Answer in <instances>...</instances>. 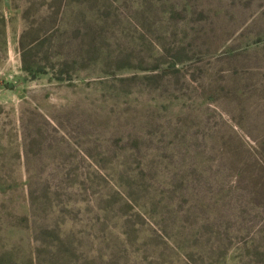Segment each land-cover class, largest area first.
Returning a JSON list of instances; mask_svg holds the SVG:
<instances>
[{
  "label": "rangeland",
  "instance_id": "rangeland-1",
  "mask_svg": "<svg viewBox=\"0 0 264 264\" xmlns=\"http://www.w3.org/2000/svg\"><path fill=\"white\" fill-rule=\"evenodd\" d=\"M213 74L251 76L258 130L264 0H0V264H264V207L241 211L209 140L257 147L203 95Z\"/></svg>",
  "mask_w": 264,
  "mask_h": 264
},
{
  "label": "trees",
  "instance_id": "trees-1",
  "mask_svg": "<svg viewBox=\"0 0 264 264\" xmlns=\"http://www.w3.org/2000/svg\"><path fill=\"white\" fill-rule=\"evenodd\" d=\"M234 45V44H233ZM251 45H245L243 47H230L223 53L220 61L226 62L228 65L234 68L239 61L245 60L250 54ZM156 69V68H155ZM158 71V70H155ZM237 77V78H236ZM151 78V77H150ZM147 80H149L147 78ZM236 81V82H235ZM251 76L241 75V76H231L225 84L222 83V79L216 77L214 74L211 77V82L206 87L208 90L203 92V95L207 99L217 98L223 104H221L222 109L226 112L229 119L238 127V129L247 135L252 142L256 144L255 159L252 160L249 156L244 155L231 145L232 142H236L242 147L240 142L236 137H226L225 135H218L213 133L210 137L209 142L212 145V154L217 162H219L220 167H227L232 177L235 179V190L237 191L236 200L238 199V205L241 211L247 206L254 207L255 209H260L264 207V122L259 123L258 130H253V117L249 113L252 109V104L249 103V96L251 94ZM228 107L227 109L225 107ZM195 120L199 121V126L202 125L203 116L197 114ZM253 133H256L254 136ZM233 144V143H232ZM243 148V147H242ZM247 153L246 150H244ZM191 154L197 158L196 163H191L187 165L188 168L192 169L191 173L197 172L200 175H204L206 170L209 168L207 164L210 162L207 160L203 153L200 151L187 150V154ZM262 162V163H259ZM141 173L149 174L152 170L151 166L146 165L145 167H138ZM144 170V172H143ZM82 173V172H81ZM135 176H142L137 172H131ZM81 176L83 178H81ZM227 174H221L222 181H225ZM84 173L80 174L77 171L76 179L71 183V192H80L84 188V184L87 180L84 179ZM191 177L194 178L193 175ZM96 178V177H95ZM137 178H122L119 179V187L126 192L135 190L134 181ZM192 179V178H191ZM30 198V197H29ZM245 200V201H242ZM31 209H34V204H32V199L30 198ZM56 207L51 205V209ZM236 211V209H234ZM54 232V230H53ZM52 232V233H53ZM58 235V236H57ZM54 235V239L57 242H62V237L57 234Z\"/></svg>",
  "mask_w": 264,
  "mask_h": 264
}]
</instances>
